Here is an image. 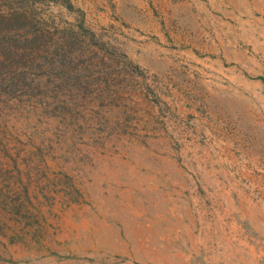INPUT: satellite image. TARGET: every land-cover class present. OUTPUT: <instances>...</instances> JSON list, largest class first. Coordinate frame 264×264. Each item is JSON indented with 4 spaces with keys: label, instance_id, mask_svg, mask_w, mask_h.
<instances>
[{
    "label": "rangeland",
    "instance_id": "rangeland-1",
    "mask_svg": "<svg viewBox=\"0 0 264 264\" xmlns=\"http://www.w3.org/2000/svg\"><path fill=\"white\" fill-rule=\"evenodd\" d=\"M0 264H264V0H0Z\"/></svg>",
    "mask_w": 264,
    "mask_h": 264
}]
</instances>
